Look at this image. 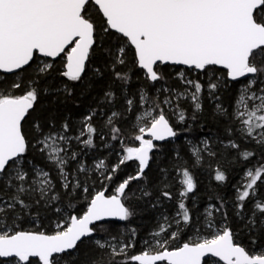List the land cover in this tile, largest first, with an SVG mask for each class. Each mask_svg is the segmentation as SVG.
<instances>
[{"label":"snow or ice","instance_id":"snow-or-ice-1","mask_svg":"<svg viewBox=\"0 0 264 264\" xmlns=\"http://www.w3.org/2000/svg\"><path fill=\"white\" fill-rule=\"evenodd\" d=\"M262 188L264 0H0V264H264Z\"/></svg>","mask_w":264,"mask_h":264},{"label":"trees","instance_id":"trees-1","mask_svg":"<svg viewBox=\"0 0 264 264\" xmlns=\"http://www.w3.org/2000/svg\"><path fill=\"white\" fill-rule=\"evenodd\" d=\"M165 71H169L168 66H165ZM117 151H119V145H116ZM107 153H102V155H106ZM117 159L115 153L111 155L109 158V163L115 162ZM134 168H135V162H128L127 165L122 166V171L118 174L117 179L124 177L127 174H134ZM233 172L235 174L230 175V180L232 183H235L240 178V173L242 172V169H234ZM197 179L199 181V195L201 198H205L208 195H210L213 191H215V181L211 180V177L208 173L202 172L200 170H197ZM262 192H264V188H262ZM221 195H231V187L227 189V191L221 189L220 190ZM203 206V205H201ZM145 223H147V217H145ZM233 227L235 228V222H233ZM148 232V229L145 228L141 232V237H143ZM139 239V238H138ZM242 243L249 244L250 241L246 235L242 236ZM141 248V245L138 244L137 251H139Z\"/></svg>","mask_w":264,"mask_h":264}]
</instances>
